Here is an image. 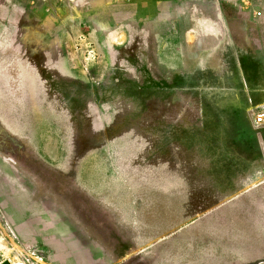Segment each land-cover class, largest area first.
I'll use <instances>...</instances> for the list:
<instances>
[{
  "label": "rangeland",
  "instance_id": "374dc122",
  "mask_svg": "<svg viewBox=\"0 0 264 264\" xmlns=\"http://www.w3.org/2000/svg\"><path fill=\"white\" fill-rule=\"evenodd\" d=\"M78 1L57 0L49 8L55 20L41 21L42 27L58 29L54 38L63 50L37 58L41 71L54 70L43 75L55 78V84L49 114L32 121L50 127L41 132L52 142L45 149L73 173L65 179L34 149L0 130L1 141L8 143L0 151V239L12 250L10 257L0 251L1 260L48 264L32 211L42 184L47 192L65 186L61 203L77 212L90 200L88 189L126 215L132 213L138 220V251L142 247L143 254L153 255L151 264H264V242H248L264 239V210L216 211L208 190L211 183L224 191V185L247 172L246 165L223 162L231 159L223 131L224 69L202 66L215 62L199 59L192 36L184 37L183 65L177 61L181 54L171 51L176 44L166 42L176 38L182 9L220 17L262 10L264 0H166L162 15L150 20L131 18L129 0ZM17 21L33 27L27 17ZM60 28L71 36L61 35ZM65 39H71L73 52L64 50L69 47ZM49 60H56L55 68L48 67ZM74 173L84 174V180L75 181ZM123 235H117L121 251L134 248ZM158 241L164 244L154 245Z\"/></svg>",
  "mask_w": 264,
  "mask_h": 264
},
{
  "label": "crops",
  "instance_id": "0c3cea01",
  "mask_svg": "<svg viewBox=\"0 0 264 264\" xmlns=\"http://www.w3.org/2000/svg\"><path fill=\"white\" fill-rule=\"evenodd\" d=\"M200 1L194 0L192 3L200 4ZM78 2L84 3L83 0ZM68 3L74 4V0H68ZM165 3L166 0H129L130 17L155 19L162 15V5ZM19 4L24 8L20 13ZM39 4H45V7L38 10ZM51 4L54 6L57 0H0V130L34 149L45 164L59 170L68 179L67 176L73 173L72 169H68L67 165H57L60 159L57 161V157L45 149L51 148L52 142L42 138L41 132L50 127H36L32 122L36 116L49 114V96L55 84V78L50 76L52 80L43 75L54 70L48 71L44 67L41 71L42 64L37 58L40 53L55 52L57 48L63 50L61 45L57 47L54 38L58 29L55 26L52 29L42 27L41 24V21L55 20V14L49 9ZM261 9L223 12L220 17L216 12L184 13L182 9L176 38L166 41L171 45L176 44V48L171 46V51L181 54L182 59H177L181 62L179 65L184 62V37L192 36L191 44L198 50L199 59L215 62L202 66L224 69L226 127H223V131L225 147L231 159L223 162L246 165L247 172L243 179L224 185V191H220V185H208L210 193L213 192L212 204L216 211L223 207L252 212L264 210V123H256L257 115L264 113V7ZM10 11L16 13L11 19ZM26 17L33 21L32 28L17 21H24ZM59 32L65 37L72 34L67 28H60ZM24 36L29 38L24 39ZM40 36L47 43L41 42ZM66 41L69 47L64 50L73 52L71 39ZM48 67L55 68L56 60H49ZM7 144L0 139V151L8 148ZM3 156L1 152L0 158ZM74 179L82 181L84 174L81 177L75 174ZM78 184L83 188L82 183ZM45 187L42 184L38 187L35 198L39 203L32 211L35 214V231L43 237L39 250L48 264H151L153 255L143 254L142 247L138 251V220L132 213L126 215L84 188L90 200L83 212H77L71 205L61 203L66 195L63 193L65 186L52 189L56 196L52 190L47 192ZM48 198L52 201L49 206L44 203ZM109 229L113 231V236L109 234ZM117 235L130 239L134 248L121 251L120 237ZM252 235L257 237L259 234ZM260 235L264 236V230ZM248 242L263 243L264 239ZM158 244L164 242L158 241L154 245Z\"/></svg>",
  "mask_w": 264,
  "mask_h": 264
},
{
  "label": "bare ground",
  "instance_id": "6f19581e",
  "mask_svg": "<svg viewBox=\"0 0 264 264\" xmlns=\"http://www.w3.org/2000/svg\"><path fill=\"white\" fill-rule=\"evenodd\" d=\"M0 251H2V253L4 252L5 256H7V257H10L12 255V250L9 249V247L6 245V243H4L1 239H0ZM15 260H17V259H15Z\"/></svg>",
  "mask_w": 264,
  "mask_h": 264
},
{
  "label": "built area",
  "instance_id": "2783aa9c",
  "mask_svg": "<svg viewBox=\"0 0 264 264\" xmlns=\"http://www.w3.org/2000/svg\"><path fill=\"white\" fill-rule=\"evenodd\" d=\"M256 123L258 125H261L264 123V113H260L259 115H257L256 117Z\"/></svg>",
  "mask_w": 264,
  "mask_h": 264
},
{
  "label": "flooded vegetation",
  "instance_id": "af4514ba",
  "mask_svg": "<svg viewBox=\"0 0 264 264\" xmlns=\"http://www.w3.org/2000/svg\"><path fill=\"white\" fill-rule=\"evenodd\" d=\"M0 264H9L7 260H1L0 258Z\"/></svg>",
  "mask_w": 264,
  "mask_h": 264
}]
</instances>
